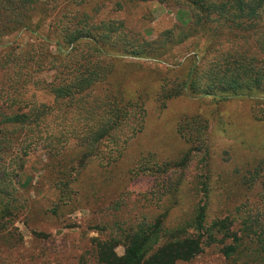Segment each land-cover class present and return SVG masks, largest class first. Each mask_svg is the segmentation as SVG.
<instances>
[{
    "label": "rangeland",
    "instance_id": "obj_1",
    "mask_svg": "<svg viewBox=\"0 0 264 264\" xmlns=\"http://www.w3.org/2000/svg\"><path fill=\"white\" fill-rule=\"evenodd\" d=\"M101 1H86L85 9L97 8L90 22H123L131 36L149 42L176 27L173 36L164 41H176L188 32L189 8L178 11L170 5L136 3L127 4L123 10L117 0L105 2L103 7ZM261 17L264 23V12ZM48 24L53 25L52 21ZM195 38L170 51L163 41L162 50L166 51L158 58L148 53L136 57L124 54V47L130 45L127 42L103 46L114 49L110 66L104 71L108 82L103 93H92L84 102L89 112L97 98L105 101L109 94V104L115 105L117 96L124 95L130 103V120L126 131L119 133L122 138L132 133L135 136L123 139L126 148L112 166L104 168L98 160L88 165L70 191L69 202L57 201L49 178L64 175L45 172L53 160L47 162L40 152L29 156L22 173L8 177L9 191H13L19 211L8 219L7 232L0 234V264H99L94 239L119 241L115 253L121 257L126 229L148 225L176 234L177 226L204 205L205 226L214 236L205 240L196 258L177 264H264V93L244 92L228 100L179 95L176 89L190 66L186 60L194 51L200 57L205 45L204 40ZM34 39L21 33L1 42L21 52L28 50L24 43ZM230 45L231 41L223 43L225 53H230ZM238 45L241 51L255 54L251 45ZM50 50L57 54L54 47ZM6 51L0 47V60L9 59ZM6 79L0 74V82ZM171 91L177 96L166 99L165 92ZM35 95L38 100L44 97L42 102L51 101L47 95ZM107 109L99 110L102 114ZM70 117L72 130L82 127L80 118L75 122V117ZM192 126L199 129L200 137L188 144L181 133L188 128L194 132ZM9 160L0 163L8 166ZM155 163H170L174 168H152ZM140 164L150 170L140 171ZM53 209L56 215L50 213ZM235 236L243 242L227 257L223 249L234 246Z\"/></svg>",
    "mask_w": 264,
    "mask_h": 264
},
{
    "label": "trees",
    "instance_id": "obj_2",
    "mask_svg": "<svg viewBox=\"0 0 264 264\" xmlns=\"http://www.w3.org/2000/svg\"><path fill=\"white\" fill-rule=\"evenodd\" d=\"M86 1L0 0V47L7 49L5 53L9 56V59L0 60V74L7 76L6 82H0V161L10 159L8 166L5 162L0 163V234L7 232L8 219L14 216L15 210L19 211L14 204L13 191H9L8 177L22 173L29 156L40 152L47 162L53 160L51 169L45 172L64 175L58 179L53 175L49 178L57 201L69 202L70 191L82 171L97 160L104 168L112 166L126 148L123 139L126 141L135 136L132 133L122 138L119 133L123 129L126 131L125 124L130 120L127 110L130 103L124 95L117 96L115 105L109 104V94L105 101L97 98L95 106L89 108L90 113L84 102L92 93L98 96L103 93L104 84L108 82L104 71L110 66L109 57L114 49L103 46L114 44V41L127 42L130 45L124 47V54L136 57L148 53L158 58L166 51L162 50L164 38H171L178 29L173 27L149 42L144 37L131 36L123 22H90L97 8L85 9ZM105 2L112 3L103 0L101 7L107 4ZM116 3L123 10L127 4L136 3L170 5L178 11L184 7L190 9L185 37L173 42L164 41L168 44L167 51L193 37L205 42L200 57L194 51L185 62L189 61L190 66L176 89L179 95L220 96L228 100L244 92L264 93V23H261L264 0H117ZM21 33L35 38L24 43L27 51L17 52V49L2 44L3 38ZM226 40L231 41L230 53L222 49ZM240 42L254 47L255 54L241 51L239 45L235 46ZM36 92L47 95L51 101L42 102L44 97L36 99ZM165 93L166 99L177 96L176 91ZM82 102L84 104L80 105ZM103 108L108 109L101 114ZM70 115L75 117V122L80 118L82 127L72 130ZM192 127L194 132L188 128L181 133L188 144L200 137L199 129ZM69 142L72 143L68 145ZM184 158L186 160L188 156ZM160 166L155 163L152 168H174L170 163ZM137 169L150 170L141 164ZM207 193L205 190L204 199ZM50 213L56 215L57 211L53 209ZM205 213L206 205L196 208L191 218L181 222L183 226H177L176 234L148 225L144 229L139 225L138 229H126L121 257L115 253L119 241L96 238L92 242L96 259L99 264L189 262L202 252L205 240L214 236L205 226ZM234 240V246L223 249L227 257L236 253L243 242L236 236Z\"/></svg>",
    "mask_w": 264,
    "mask_h": 264
}]
</instances>
